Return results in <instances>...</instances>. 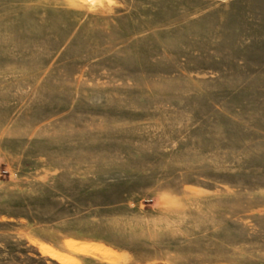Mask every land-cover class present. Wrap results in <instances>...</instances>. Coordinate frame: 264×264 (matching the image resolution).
Returning <instances> with one entry per match:
<instances>
[{"label":"rangeland","instance_id":"obj_1","mask_svg":"<svg viewBox=\"0 0 264 264\" xmlns=\"http://www.w3.org/2000/svg\"><path fill=\"white\" fill-rule=\"evenodd\" d=\"M26 251L264 264V0H0V264Z\"/></svg>","mask_w":264,"mask_h":264},{"label":"trees","instance_id":"obj_2","mask_svg":"<svg viewBox=\"0 0 264 264\" xmlns=\"http://www.w3.org/2000/svg\"><path fill=\"white\" fill-rule=\"evenodd\" d=\"M28 251H26V253H25V257H26V259H27V263L28 264H36L37 262H38V259L39 258H42V256H40L38 253H36V252H32V255L33 256H27L28 254ZM18 256V255H17ZM17 256H15L14 255V257H16L17 259L19 258V257H17ZM19 264V263H18Z\"/></svg>","mask_w":264,"mask_h":264}]
</instances>
